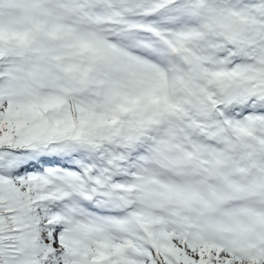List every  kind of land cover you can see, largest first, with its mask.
Listing matches in <instances>:
<instances>
[{
    "label": "snow or ice",
    "instance_id": "snow-or-ice-1",
    "mask_svg": "<svg viewBox=\"0 0 264 264\" xmlns=\"http://www.w3.org/2000/svg\"><path fill=\"white\" fill-rule=\"evenodd\" d=\"M0 264H264V0H0Z\"/></svg>",
    "mask_w": 264,
    "mask_h": 264
}]
</instances>
